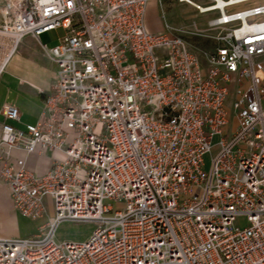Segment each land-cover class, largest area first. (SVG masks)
Segmentation results:
<instances>
[{"label": "built area", "instance_id": "2783aa9c", "mask_svg": "<svg viewBox=\"0 0 264 264\" xmlns=\"http://www.w3.org/2000/svg\"><path fill=\"white\" fill-rule=\"evenodd\" d=\"M1 1L13 50L29 35H65L43 47L58 78L39 90L38 122L18 128L20 110L1 111L0 185L14 213L41 221L50 201L55 218L38 237H0V264H264V0H226L204 59L146 31L153 0ZM14 150L66 160L38 176ZM64 221L98 227L59 243Z\"/></svg>", "mask_w": 264, "mask_h": 264}, {"label": "rangeland", "instance_id": "374dc122", "mask_svg": "<svg viewBox=\"0 0 264 264\" xmlns=\"http://www.w3.org/2000/svg\"><path fill=\"white\" fill-rule=\"evenodd\" d=\"M196 3L204 4V8L213 6L211 2L196 0ZM218 15V11L201 13L196 7L180 3L178 0H153L145 12V29L149 34L166 31L183 38L188 47L204 59L217 48L220 44L219 38L224 33L223 28L215 26L214 21ZM64 35L65 32L62 29L54 30L43 34L40 37V43L52 48L59 43V38ZM34 62L37 66L44 65L40 59H36ZM262 62L264 63V59ZM15 95L17 96V93ZM217 142L218 138H215L214 144ZM53 157L58 161L66 160V156L60 152H55ZM204 160L205 168L208 170L211 166V155H206ZM2 187L0 185V188ZM7 214L6 209L0 206V234L13 235L19 239L39 234L40 227L55 218L54 207L50 201L47 206V214L41 221H33L19 214L16 216L11 212L9 216ZM97 227L98 224L93 222L64 221L56 229L55 240L59 243H82L89 239Z\"/></svg>", "mask_w": 264, "mask_h": 264}, {"label": "crops", "instance_id": "0c3cea01", "mask_svg": "<svg viewBox=\"0 0 264 264\" xmlns=\"http://www.w3.org/2000/svg\"><path fill=\"white\" fill-rule=\"evenodd\" d=\"M1 4L0 0V6ZM40 37L26 36L14 50L12 40L0 38V65L4 62L5 56L11 54L0 76V120H2V108L5 105H12L21 113V123L16 125L19 128L38 122L44 107V96L39 90L49 92L58 78L57 66L46 55L43 48L46 45L40 43ZM36 59L43 61L44 65L37 66L34 62ZM55 152L47 150L28 155L24 151L14 150L12 154L15 159L24 162L30 172L41 176L47 171ZM0 206L6 209L8 216L10 212L18 215L13 211L10 192L4 186L0 188ZM40 235L41 232L30 235L29 238ZM0 237L16 238L13 235L2 234Z\"/></svg>", "mask_w": 264, "mask_h": 264}, {"label": "bare ground", "instance_id": "6f19581e", "mask_svg": "<svg viewBox=\"0 0 264 264\" xmlns=\"http://www.w3.org/2000/svg\"><path fill=\"white\" fill-rule=\"evenodd\" d=\"M234 1V0H232ZM226 3V0H218L217 4H213L210 8H202L203 11L201 13H206L210 11H217L219 8H222L224 4Z\"/></svg>", "mask_w": 264, "mask_h": 264}]
</instances>
